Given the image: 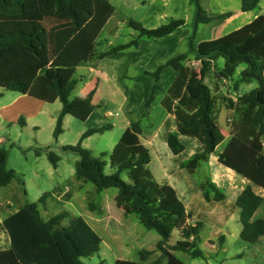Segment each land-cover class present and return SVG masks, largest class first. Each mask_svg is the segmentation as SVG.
I'll return each mask as SVG.
<instances>
[{
	"label": "trees",
	"instance_id": "16d2710c",
	"mask_svg": "<svg viewBox=\"0 0 264 264\" xmlns=\"http://www.w3.org/2000/svg\"><path fill=\"white\" fill-rule=\"evenodd\" d=\"M259 2L241 0V11L256 10ZM189 5L194 12L188 37L190 54L174 55L153 73H145L152 77L153 88L142 107L143 118L147 117L158 88L160 72L163 68H172L176 77L161 105L174 116L179 129L167 135V145L174 155L179 154L183 146L178 135L187 134L202 147L201 153L181 163L180 168L194 174L215 153L222 105L234 110L236 117L228 122L230 138L217 154L218 162L264 191V13L235 31L194 46L199 27L212 18L201 8L199 0H189ZM113 13L114 7L108 0H0V88L48 104L59 101L61 109L56 116L54 140L62 133L64 116L68 113L78 116L90 103L92 92L82 105L72 106L69 102L76 84L73 76L80 65L135 48L142 38L164 37L185 24L183 19H169L166 24L147 29L130 20L127 26L136 31L137 36L97 53L96 40ZM191 56L200 62L197 77L186 65ZM219 59H223V64L216 68ZM241 64L245 68L233 81ZM206 78L211 87L205 83ZM222 81L232 82L234 91L242 83L253 81L257 86L233 100L222 93ZM19 124L23 125L22 119ZM141 125V121L131 123L108 153L112 170L109 175L104 174L106 153L94 157L90 150L81 147L83 139L108 131L109 124L87 130L78 144L61 149L79 157L74 165L76 180L93 184L97 192L117 189L120 199L130 201L129 212L139 217L145 229L154 230L160 236L154 250L139 251V262L116 260L114 264H140L154 252L159 255L149 264H183L175 252L203 258L197 247L202 224L189 223L191 214L176 206L170 192L161 189L154 180L148 168V150L139 141ZM46 149L48 160L56 168L59 157ZM121 175H125L127 181L122 180ZM14 180L21 181L15 171L6 167L5 158L0 155V187ZM199 187L206 201L224 200L222 192L209 179L201 181ZM71 197L70 190L59 199L53 192H46L36 202L25 200L16 212L6 216L0 222V235L7 239V245L0 248V264H84L83 258L97 253L101 238L83 218H69L64 225L69 213L54 212ZM48 199L55 205L50 213L46 205ZM262 199L249 185L236 199L241 225L239 236L245 243L255 244L260 238L264 239V219H253ZM174 230L179 232L180 240L170 245L169 238Z\"/></svg>",
	"mask_w": 264,
	"mask_h": 264
},
{
	"label": "crops",
	"instance_id": "0c3cea01",
	"mask_svg": "<svg viewBox=\"0 0 264 264\" xmlns=\"http://www.w3.org/2000/svg\"><path fill=\"white\" fill-rule=\"evenodd\" d=\"M240 1L241 0H199L201 8L212 18V20L199 27L195 34L193 45L197 46V44L201 42L214 40L224 36L250 23L257 16L264 13V0H260L256 10L248 12L241 11ZM143 3L145 2H141V4ZM114 14L115 8L113 15L107 21L96 40L97 53L105 52L111 47L127 43L137 36V32L134 31L135 33L128 34V39L124 42L113 44L111 37H116L117 27L110 25V22ZM221 15L227 16L224 18H218ZM169 19H183L185 24L176 28L171 34L164 37L153 39L142 38L135 48H129L116 54L104 56L103 58H94L89 62L80 65L76 71L79 68H82L84 73L79 75V79H76L75 72L73 76V79L76 81L74 89L78 82L83 85L84 96L82 98L84 100L81 103L73 104L71 101V95L74 91L73 89L69 96V102L72 106L82 105L86 102L89 94L92 92L91 100L89 105L86 106L80 115L76 116L72 113L66 114L62 120V126L66 117L71 116L80 122H83L85 127H87L84 131L86 132L89 129L101 127L103 123H106L107 121L113 122L114 119L120 115L122 119V128L120 130V135L118 136L119 140L121 134L131 123L141 121L142 125L139 141L148 150V168L154 180L158 183L161 189L170 192L172 200L176 206L184 212L191 214V224H194L193 221L196 219L198 222L203 219L215 223L216 235H219L222 238V241H219L220 244L218 245V247L221 248L225 241V235L221 230L222 225L227 224L229 220L233 219L235 212H237L239 221V209L235 206L239 194L248 185L255 194L259 196H261V194L259 190L254 189L256 185L250 183L242 176L237 175L232 170L224 167L218 162L217 154L224 149L230 138L228 122L236 117V113L232 109H226L225 107V109H223L226 111L225 114L229 116L226 120V124L223 125V128L219 127L220 125L218 124L217 134L219 142L216 146L215 153L211 154L208 157L207 162L202 163L194 174L189 173L185 168H180L181 163L188 161L193 155L201 153L202 147L195 138L187 134L178 135V140L183 146V151L179 154L174 155L167 145V135L172 132H177L179 129L174 116L169 114L161 105L162 99L176 77V72L172 68L166 67L160 72L157 82L158 88L154 91V97L150 104L147 117L143 118L142 107L146 102L148 94L153 88L152 77L145 73H153L159 65L163 64L174 55L180 53L190 54L188 37L191 33L194 12L193 8L189 5V0H150L148 7L144 9L141 17L138 19L139 23L147 29H154L166 24ZM105 28L107 29V35L103 37L102 33ZM101 84H105L106 94L104 96L100 95ZM239 87L240 85L238 86L237 91H230L229 97L233 100L244 95L239 94ZM20 95L21 96L13 99V105L21 104V100H29V102H31L30 100L33 99L27 95ZM114 96L120 97L119 102L113 101L112 98ZM56 102H54L53 105ZM42 103L44 102H36L35 104H41L40 108L42 109ZM1 108L2 111L5 112L7 111V108L10 107L5 105L1 106ZM37 108L39 107H36V109ZM60 109L61 104L59 111ZM24 113L26 112L17 111L16 114V117H18V123L20 119L23 120L22 126L25 125V121L22 118ZM30 113V117L34 118L39 112L36 111ZM2 117L4 118V116ZM52 120L56 121V117L52 118ZM109 125L111 126L109 131H112L116 124L113 122V124ZM99 134H104V132ZM117 141L113 142L112 147L115 146ZM224 143L225 145L223 149L218 150L217 148ZM200 170L204 171L203 176L201 179H195L194 176L197 175ZM206 178L214 183L222 192L224 195L223 201H206L203 198L199 183ZM76 181L77 183L83 182L81 180ZM66 191L59 194L58 192L53 191V196H55L56 199H59ZM96 193L98 194L100 192L96 191ZM91 202V204H88V209L93 216L99 217L106 215L110 220L109 222L113 221L112 217L114 216V212L110 206L107 205L104 207L94 203V201ZM8 215L9 213L6 214L3 219ZM3 219H1L0 222ZM90 219L92 223L89 221H87V223L92 228V226L98 222V219L95 217ZM240 231L241 225L238 229L239 235ZM209 243L214 247L213 240L210 239ZM6 245L7 239L5 242V246Z\"/></svg>",
	"mask_w": 264,
	"mask_h": 264
},
{
	"label": "rangeland",
	"instance_id": "374dc122",
	"mask_svg": "<svg viewBox=\"0 0 264 264\" xmlns=\"http://www.w3.org/2000/svg\"><path fill=\"white\" fill-rule=\"evenodd\" d=\"M115 8V14L110 22V25L117 27L116 37L112 38L113 44H120L128 39V34L135 33L129 28L126 22L133 20L139 22L144 9L148 7L150 0H108ZM141 2H145L141 4ZM107 35V29L103 30L102 36ZM223 64V59H219L215 66L220 68ZM186 65L191 69L194 75L199 76L200 62L196 61L192 56L188 58ZM245 68L244 64L237 67L233 76L235 81L239 73ZM82 68L76 71L75 78L79 79V75L83 74ZM205 83L211 87L210 80L206 78ZM127 84V82H126ZM105 84L100 85L102 96L106 93ZM221 91L225 95H230L233 91V83L230 81H222L220 83ZM255 82L242 83L239 87V94L248 93L255 88ZM83 85L78 82L71 95L73 104L83 102ZM83 93V94H82ZM21 96L17 92H12L0 88V155L5 158L6 167L15 171L20 178L12 181L7 186L0 187V220L6 214H11L17 211L25 200L36 202L41 195L46 192H58L70 190L72 197L69 201L58 207L57 211H66L69 217L63 221L67 225L68 219L72 217H81L86 222H91L90 218H97L98 222L92 226L96 234L101 238L99 251L88 258H83L84 264H114L116 260H130L139 262L138 253L140 250H154L155 244L160 239L159 234L154 230L145 229L139 222V217L136 214L129 213L130 201L119 198L117 189L109 188L100 193H96L95 186L89 182L77 183L74 173V165L78 160V155L63 151L61 148L65 146H75L79 142L81 134L87 127L79 120L67 116L63 122L62 133L57 140L53 138V130L55 127V118L58 114L60 103L57 101L54 105L41 103L36 100H21V104L13 105L14 98ZM113 101L119 102L120 97L114 96ZM35 101V102H33ZM7 105V111H2L1 106ZM30 106V107H29ZM36 107H39L36 109ZM224 106L219 107V127L223 128L229 115L225 114ZM17 111H24L22 118L25 125L21 126L18 123ZM39 112L34 118L30 117V112ZM226 115V116H225ZM4 116V118L2 117ZM121 116L114 119L116 124L112 131H105L104 134H94L83 139L81 147L91 151L92 156L99 157L101 153H106L103 160L106 161L104 174L109 175L112 170L108 162V153L113 148V142L118 140L120 130L122 128ZM107 121L104 124H113ZM115 144V143H114ZM225 143L217 149L222 150ZM49 148L54 154L59 157L56 169H54L48 160L47 149ZM204 171L200 170L195 179H201ZM122 180L127 181L125 175H121ZM66 187V188H65ZM259 190L262 196V203L256 210L253 219H264V191ZM25 192V195H24ZM94 203L106 207L110 206L114 212L113 221L109 222V218L104 216H93L88 204ZM49 213L55 208L54 203L48 199L46 201ZM233 218V217H232ZM197 221L194 220L195 224ZM202 224V229L199 233V241L197 247L203 253V258H191L189 255L182 252H175L174 255L183 264H264V239L260 238L255 244H248L242 241L239 237L238 229L240 224L238 221L237 212L234 213V218L229 220L227 224L222 225L221 230L225 235V241L222 247L219 248V241L222 238L216 235L215 223L208 220H199ZM189 223H191L189 221ZM214 241V247L209 243V240ZM180 240V235L177 230L172 231L169 238V244L174 245ZM6 237L0 235V248L5 247ZM159 255V252L151 254L145 262L140 264H149Z\"/></svg>",
	"mask_w": 264,
	"mask_h": 264
}]
</instances>
